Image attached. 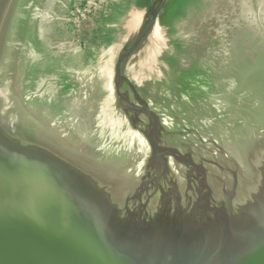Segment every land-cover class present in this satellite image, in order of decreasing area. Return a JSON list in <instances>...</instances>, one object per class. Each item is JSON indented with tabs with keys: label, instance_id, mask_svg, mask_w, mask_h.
I'll return each mask as SVG.
<instances>
[{
	"label": "water",
	"instance_id": "95a60500",
	"mask_svg": "<svg viewBox=\"0 0 264 264\" xmlns=\"http://www.w3.org/2000/svg\"><path fill=\"white\" fill-rule=\"evenodd\" d=\"M167 2L0 0V264H264V0Z\"/></svg>",
	"mask_w": 264,
	"mask_h": 264
},
{
	"label": "rangeland",
	"instance_id": "374dc122",
	"mask_svg": "<svg viewBox=\"0 0 264 264\" xmlns=\"http://www.w3.org/2000/svg\"><path fill=\"white\" fill-rule=\"evenodd\" d=\"M173 1L174 0H168L167 5H166V8H168L169 4L171 5L173 3ZM166 8H165V10H166ZM169 20H170V18H167V21H169ZM156 36L157 37L159 36L158 31L156 32Z\"/></svg>",
	"mask_w": 264,
	"mask_h": 264
}]
</instances>
